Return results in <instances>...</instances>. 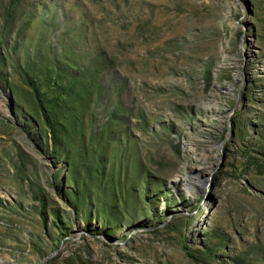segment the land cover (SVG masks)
Masks as SVG:
<instances>
[{"label":"rangeland","instance_id":"1","mask_svg":"<svg viewBox=\"0 0 264 264\" xmlns=\"http://www.w3.org/2000/svg\"><path fill=\"white\" fill-rule=\"evenodd\" d=\"M0 264H264V0H0Z\"/></svg>","mask_w":264,"mask_h":264},{"label":"trees","instance_id":"2","mask_svg":"<svg viewBox=\"0 0 264 264\" xmlns=\"http://www.w3.org/2000/svg\"><path fill=\"white\" fill-rule=\"evenodd\" d=\"M36 102L38 104L39 110L41 112V115L43 117V120H44L46 126L48 128H50V123H49V118H48L47 112H46L45 108L43 107L41 100L38 97H36Z\"/></svg>","mask_w":264,"mask_h":264}]
</instances>
